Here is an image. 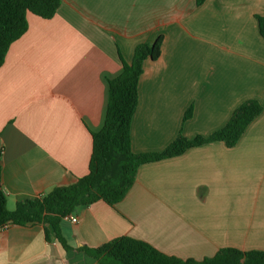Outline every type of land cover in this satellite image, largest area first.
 <instances>
[{
  "label": "crops",
  "instance_id": "0c3cea01",
  "mask_svg": "<svg viewBox=\"0 0 264 264\" xmlns=\"http://www.w3.org/2000/svg\"><path fill=\"white\" fill-rule=\"evenodd\" d=\"M257 16L264 0H61L52 19L29 13L0 68L8 209L88 174L108 81L140 44L163 37L161 56L144 63L139 80L134 153L163 152L180 134L208 138L246 101L264 108ZM76 215L77 223H61L72 251L48 243L41 225L0 228V264H98L78 249L123 236L181 259L264 250V109L236 146L212 142L144 164L115 207L97 202Z\"/></svg>",
  "mask_w": 264,
  "mask_h": 264
},
{
  "label": "trees",
  "instance_id": "16d2710c",
  "mask_svg": "<svg viewBox=\"0 0 264 264\" xmlns=\"http://www.w3.org/2000/svg\"><path fill=\"white\" fill-rule=\"evenodd\" d=\"M206 0H195L198 7ZM61 0H0V68L5 63L10 46L28 30L27 15L52 19ZM264 39V16L256 17ZM163 37L153 44L136 47L131 64L122 60V73L108 81L109 98L102 130L93 134L89 172L69 186L56 187L45 196L18 202L14 210L7 207V197L1 185L2 147L0 146V228L7 226L41 225L48 243L57 241L66 251L74 250L65 239L61 223L67 216L97 202L115 207L135 183L139 168L147 163L172 158L192 147L223 142L237 145L248 126L261 115L263 105L257 100L241 104L226 125L208 138L197 136L189 140L179 135L163 152L137 154L131 148V125L138 105V84L147 60L161 56ZM188 110L184 119L191 117ZM78 251L98 264H264V250L243 251L220 249L215 256L202 260L181 259L166 255L147 242L123 236L98 247L83 246Z\"/></svg>",
  "mask_w": 264,
  "mask_h": 264
},
{
  "label": "built area",
  "instance_id": "2783aa9c",
  "mask_svg": "<svg viewBox=\"0 0 264 264\" xmlns=\"http://www.w3.org/2000/svg\"><path fill=\"white\" fill-rule=\"evenodd\" d=\"M66 219H69L72 223H77L78 222L77 215L67 216Z\"/></svg>",
  "mask_w": 264,
  "mask_h": 264
}]
</instances>
